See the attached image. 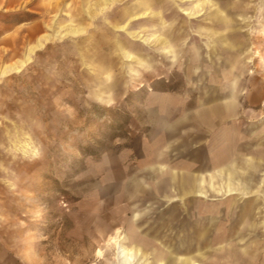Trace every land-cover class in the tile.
Here are the masks:
<instances>
[{
    "label": "rangeland",
    "instance_id": "1",
    "mask_svg": "<svg viewBox=\"0 0 264 264\" xmlns=\"http://www.w3.org/2000/svg\"><path fill=\"white\" fill-rule=\"evenodd\" d=\"M213 1L224 19L210 6L189 19L187 2L174 0L0 3V264H264L259 195L169 201L159 182L167 175L152 171L197 173L232 145L254 150L264 122V0ZM145 9L159 15L129 19ZM225 26L241 45L210 49ZM191 58L208 65L200 81L187 76ZM232 89L234 116L210 130L178 123L201 105L223 106ZM254 198L261 228L241 233L236 216ZM204 219L214 252L196 263L172 258Z\"/></svg>",
    "mask_w": 264,
    "mask_h": 264
},
{
    "label": "crops",
    "instance_id": "2",
    "mask_svg": "<svg viewBox=\"0 0 264 264\" xmlns=\"http://www.w3.org/2000/svg\"><path fill=\"white\" fill-rule=\"evenodd\" d=\"M8 1L9 0H1L0 3ZM23 1L25 2V0ZM154 1L155 4L168 2V0ZM174 1L183 3L184 0ZM191 4L192 7H189ZM215 5L216 4L213 0H192L187 2V10L193 14L194 18H197L203 14L202 11L205 6H210L214 7L215 9L213 14L214 17L223 18L224 13L221 11V9L215 8ZM154 13L159 12L145 9V11L135 14V16L141 15L140 18L142 19L146 16H149V18H154L155 16L159 15H154ZM127 14L128 13H126V16ZM135 16L132 15L129 19H133ZM223 30H228V33L224 34ZM232 33H234V30L232 31L228 26L221 28L218 33L219 42L214 41L215 43L209 46L210 49L217 47L216 49H224L230 52L231 50L235 51L234 49L241 44L232 41V39L229 37ZM170 48L172 49L171 46ZM174 48L176 49L177 47ZM228 61L230 63L229 74L231 75L232 82L234 83L237 78V75L233 73V70L236 68V57H232L228 59ZM205 66L208 65L204 64L203 60L199 61L197 58H191L190 62L187 64L188 78L195 76L197 80L200 81L207 73L204 72V69H200V67L204 68ZM232 87L234 88V85H232ZM236 97L237 95L232 89L230 94L227 96L228 101L223 106L208 107L201 105L200 107H197V109L191 114L182 118L178 123L182 124L189 122L195 126L201 125L210 130L214 127L217 121H220V119H218L220 116H234ZM253 135V151H251V149L245 148V152H243L239 149L237 144L232 145L233 147H231V149L226 152L222 159L215 157L213 160L206 161L207 166L200 168L197 173L186 171L182 174H178L164 165L152 167V171L156 173V175H167L165 179L159 181L163 184L160 188V191L163 193L162 197L170 201L175 199L174 193H178L179 197L194 194L202 198H209L211 194L221 197L231 195L248 197L254 194L259 195L260 199L264 200V122L261 123L257 128H254ZM218 136L219 142H221L222 135L219 134ZM259 204L258 198H254V206L249 205L246 207V204L240 206L239 214L236 216L235 226L237 225L239 229H244L241 231V233L244 231L255 233L261 228L260 225L262 223L256 220L259 214L258 211H260ZM205 220L206 219L195 221L193 226L194 229H191L194 233H196L194 236L187 238L182 237L178 239V243L174 246V248L172 247V250L170 251L172 258L192 259V262L195 261L196 257H199L200 259H206L214 252L212 249L206 246L205 240H202V237L206 233ZM206 221L213 222L214 219L208 218ZM238 228L237 230H239ZM237 230L234 231L233 235L240 234V232ZM156 237L157 236H153L152 238L156 239ZM179 244H185V246L181 249V255L176 257L175 254L180 253ZM194 249L195 253L191 254ZM217 251L220 252L222 249H218ZM230 251V256L234 261H237L239 257L238 251L235 250L233 246H231ZM245 252L246 251H243V253Z\"/></svg>",
    "mask_w": 264,
    "mask_h": 264
},
{
    "label": "bare ground",
    "instance_id": "3",
    "mask_svg": "<svg viewBox=\"0 0 264 264\" xmlns=\"http://www.w3.org/2000/svg\"><path fill=\"white\" fill-rule=\"evenodd\" d=\"M188 2V1H192V0H184L183 2ZM181 6V5H180ZM197 7V6H196ZM183 8V7H182ZM180 9V11L182 12V14H184L185 16H187L189 19H193L194 17H193V14L191 13V12H189L187 9ZM220 12V11H219ZM147 13V12H146ZM144 14V13H143ZM148 14V13H147ZM155 14H159V13H154V15ZM135 16V15H134ZM140 16L141 15H136L135 17H133V19H135V20H137V19H139L140 18ZM153 16V15H152ZM144 17V16H143ZM162 25H166V23H165V21H163L162 20ZM165 28V27H164ZM119 31H125V27H119V28H117ZM127 30V29H126ZM129 31V30H128ZM129 33V32H128ZM132 37H133V39H138V38H141L142 39V41H145L146 39H143V36L142 35H140V33L139 32H133V35H132ZM157 40H159V39H157ZM139 41V40H138ZM141 41V42H142ZM160 43H161V41H159ZM168 52H172V49L171 48H169L168 49ZM27 59V58H26ZM28 61V60H27ZM26 61V62H27ZM10 69H15L16 70V68L14 67V68H10ZM9 69V70H10ZM125 237V236H124ZM132 239H134V238H132ZM119 240L120 239H118V238H112V241L117 245V248H118V252H120L121 251V246H120V244H119ZM128 241H129V239H128ZM130 242V241H129ZM167 258V257H166ZM162 260V259H161ZM160 261V260H159Z\"/></svg>",
    "mask_w": 264,
    "mask_h": 264
}]
</instances>
